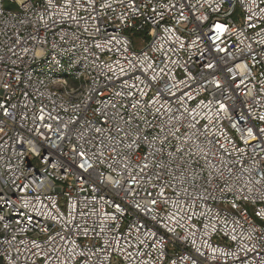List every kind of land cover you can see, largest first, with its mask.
I'll return each instance as SVG.
<instances>
[{
	"label": "built area",
	"instance_id": "obj_1",
	"mask_svg": "<svg viewBox=\"0 0 264 264\" xmlns=\"http://www.w3.org/2000/svg\"><path fill=\"white\" fill-rule=\"evenodd\" d=\"M262 224L264 0H0L3 264H264Z\"/></svg>",
	"mask_w": 264,
	"mask_h": 264
},
{
	"label": "rangeland",
	"instance_id": "obj_2",
	"mask_svg": "<svg viewBox=\"0 0 264 264\" xmlns=\"http://www.w3.org/2000/svg\"><path fill=\"white\" fill-rule=\"evenodd\" d=\"M145 40H146V37L143 36V37H142V42H140L139 44L142 45V44L144 43ZM262 225H264V224H262Z\"/></svg>",
	"mask_w": 264,
	"mask_h": 264
},
{
	"label": "trees",
	"instance_id": "obj_3",
	"mask_svg": "<svg viewBox=\"0 0 264 264\" xmlns=\"http://www.w3.org/2000/svg\"><path fill=\"white\" fill-rule=\"evenodd\" d=\"M0 264H3L1 260H0Z\"/></svg>",
	"mask_w": 264,
	"mask_h": 264
}]
</instances>
